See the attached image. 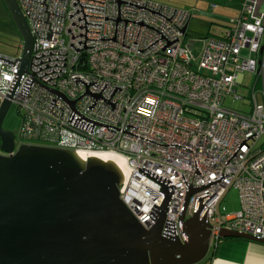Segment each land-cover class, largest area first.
<instances>
[{
  "label": "built area",
  "instance_id": "obj_1",
  "mask_svg": "<svg viewBox=\"0 0 264 264\" xmlns=\"http://www.w3.org/2000/svg\"><path fill=\"white\" fill-rule=\"evenodd\" d=\"M259 1L243 0L228 27L205 37L196 62L183 47L188 11L149 0H16L32 52L22 76L21 54L0 55V103L12 94L27 145L121 156L127 170L119 198L145 230L169 197L162 235L180 238L189 190L202 188L188 198L185 218L202 208L210 246L222 231L264 241ZM246 74L255 76L249 111L226 108L227 97L240 99ZM230 188L239 210L219 212Z\"/></svg>",
  "mask_w": 264,
  "mask_h": 264
},
{
  "label": "water",
  "instance_id": "obj_2",
  "mask_svg": "<svg viewBox=\"0 0 264 264\" xmlns=\"http://www.w3.org/2000/svg\"><path fill=\"white\" fill-rule=\"evenodd\" d=\"M23 49L19 76L27 74L33 39L16 0H2ZM187 29L183 30L185 35ZM12 94L0 103V264H199L210 247L202 208L179 220L180 238L162 226L169 197L150 230L142 228L119 198L123 174L111 161L81 160L69 150L22 145L2 128ZM220 240L264 244L222 231Z\"/></svg>",
  "mask_w": 264,
  "mask_h": 264
},
{
  "label": "rangeland",
  "instance_id": "obj_3",
  "mask_svg": "<svg viewBox=\"0 0 264 264\" xmlns=\"http://www.w3.org/2000/svg\"><path fill=\"white\" fill-rule=\"evenodd\" d=\"M158 1L160 4L174 7L176 9H181L191 13L192 17L189 22V26L186 30L185 36L183 38V47L190 50L198 62L201 57V52L205 45V37L207 35L209 26L212 29L216 27H224L228 25L230 19L234 17L236 6L235 3H239L240 0H232L227 4H218L216 9L212 14L207 13L208 5L202 4L198 5L197 0H154ZM232 3V4H231ZM231 4V5H230ZM203 7L204 9L200 8ZM200 11V13L198 12ZM206 12V13H205ZM22 45L21 38L12 23V20L7 12V9L2 0H0V55L19 57L21 54L19 46ZM193 65V70L198 71V67L195 63ZM201 74H205L204 70H200ZM255 76L246 74L244 76L243 85L236 89L237 96L240 99H235L233 97H227L224 100V105L230 110L237 112L247 113L249 111L248 97L249 93L254 86ZM259 100V96L257 95ZM22 122L21 113L18 112L15 106H10L6 117L4 119L2 128L6 131L11 132L14 135V144L16 149L25 142L20 140L18 137V131L20 129ZM264 141V135L256 143L257 149H262V144ZM239 197L238 192L230 188L225 194L222 202L218 207V211L224 208L226 213L239 210Z\"/></svg>",
  "mask_w": 264,
  "mask_h": 264
},
{
  "label": "crops",
  "instance_id": "obj_4",
  "mask_svg": "<svg viewBox=\"0 0 264 264\" xmlns=\"http://www.w3.org/2000/svg\"><path fill=\"white\" fill-rule=\"evenodd\" d=\"M149 1L159 3L158 1H154V0H149ZM197 1H198L197 4L200 5L201 0H197ZM230 1L232 0H225V1L202 0V4L207 3L208 5L207 13L212 14V12L216 9L218 4L223 5V4L229 3ZM242 3H243V0H240L239 3H235L236 13L234 17H232L230 20L235 19L239 15ZM200 8L204 9L201 6ZM258 10L260 13L264 14V0L259 1ZM198 12L200 13V11ZM222 28L224 27L218 26L216 27V29H212L209 26L206 36L210 34H217L220 32ZM262 145H263L262 149H258V150L261 152H264V144ZM237 211L228 212V214L234 213ZM199 264H264V244L251 242L247 240H240V239L220 240L216 247H214L213 245L209 247L207 255Z\"/></svg>",
  "mask_w": 264,
  "mask_h": 264
},
{
  "label": "bare ground",
  "instance_id": "obj_5",
  "mask_svg": "<svg viewBox=\"0 0 264 264\" xmlns=\"http://www.w3.org/2000/svg\"><path fill=\"white\" fill-rule=\"evenodd\" d=\"M77 156L83 160L87 161L90 158H97L103 161H111L117 165V167L120 169L122 174H125L127 170L126 163L124 162L123 158L119 156L118 154H112V153H100V154H82L78 153Z\"/></svg>",
  "mask_w": 264,
  "mask_h": 264
},
{
  "label": "trees",
  "instance_id": "obj_6",
  "mask_svg": "<svg viewBox=\"0 0 264 264\" xmlns=\"http://www.w3.org/2000/svg\"><path fill=\"white\" fill-rule=\"evenodd\" d=\"M222 1H225V0H222ZM224 27H228V25L224 26Z\"/></svg>",
  "mask_w": 264,
  "mask_h": 264
}]
</instances>
